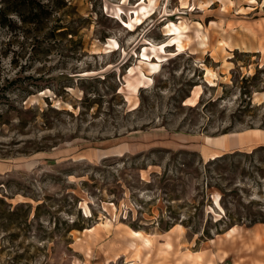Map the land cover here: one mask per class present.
Wrapping results in <instances>:
<instances>
[{
  "label": "rangeland",
  "instance_id": "1",
  "mask_svg": "<svg viewBox=\"0 0 264 264\" xmlns=\"http://www.w3.org/2000/svg\"><path fill=\"white\" fill-rule=\"evenodd\" d=\"M32 1L0 0V264H264V141L224 149L264 132V0Z\"/></svg>",
  "mask_w": 264,
  "mask_h": 264
},
{
  "label": "bare ground",
  "instance_id": "2",
  "mask_svg": "<svg viewBox=\"0 0 264 264\" xmlns=\"http://www.w3.org/2000/svg\"><path fill=\"white\" fill-rule=\"evenodd\" d=\"M178 28H180V27H177L176 25H170L168 31L172 33L171 34L172 36H174L173 39L178 41V48L182 50L184 48V45H183V43L179 42L180 38L177 35V33H175ZM184 29H186V28H184ZM117 46H118L117 42L114 41L111 43L112 48H117ZM136 70H137V68H133L129 71L128 76L125 78L126 82L124 83V87H123V91H129L131 94L130 96H127V100L129 102L130 106L132 107V110H135L139 105L138 96H139L140 90L143 88H149L153 84V79L146 76V74H144V72H142V71H139V73H137L136 76L133 77ZM148 70H149V73L151 75H155L159 72V65L158 64H152L151 68ZM201 94H202V89L201 88L196 89L193 93V98L188 101V105H195L198 102V100L200 99ZM253 133H254L253 136H250V137L245 138V139H240V140L234 139L233 142L230 143V145L233 147H237L239 145H254V144H257V143L264 141V132L263 131L256 130V132H253ZM238 135L239 134H234L232 136H233V138H238ZM208 139L211 140V138H208ZM212 157L215 159L218 158L219 152H214L212 154ZM219 200H220V197L217 196L215 198V202L217 205L219 204ZM236 229H237L236 227H233L231 229V231L228 233V235H232V233H234L236 231Z\"/></svg>",
  "mask_w": 264,
  "mask_h": 264
},
{
  "label": "trees",
  "instance_id": "3",
  "mask_svg": "<svg viewBox=\"0 0 264 264\" xmlns=\"http://www.w3.org/2000/svg\"><path fill=\"white\" fill-rule=\"evenodd\" d=\"M10 2H12L13 4V8L9 11V13H14L17 14L20 12V10H22L23 8H27V9H31V10H35L32 7V4H34L35 2L32 0H23L24 3L17 1V0H10Z\"/></svg>",
  "mask_w": 264,
  "mask_h": 264
},
{
  "label": "crops",
  "instance_id": "4",
  "mask_svg": "<svg viewBox=\"0 0 264 264\" xmlns=\"http://www.w3.org/2000/svg\"><path fill=\"white\" fill-rule=\"evenodd\" d=\"M240 146H244V145H239V146H237V147H233V146H231V145H230V146L228 145V146H224V149H226L227 147H229V148H238V147H240Z\"/></svg>",
  "mask_w": 264,
  "mask_h": 264
}]
</instances>
